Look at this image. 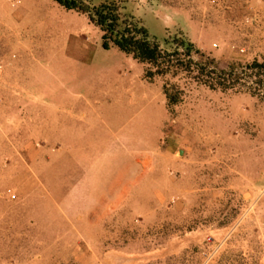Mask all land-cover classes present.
I'll return each instance as SVG.
<instances>
[{
  "label": "rangeland",
  "instance_id": "obj_1",
  "mask_svg": "<svg viewBox=\"0 0 264 264\" xmlns=\"http://www.w3.org/2000/svg\"><path fill=\"white\" fill-rule=\"evenodd\" d=\"M238 2L213 17L203 0H124L123 11L156 39L180 32L224 68L264 61L251 0ZM19 7L21 37L0 31V264H264V104L180 74L147 79L146 99L127 110L111 101L126 54L102 48L82 13L52 0ZM165 83L178 103L166 104ZM62 100L88 101L100 117L68 119L63 137L59 118L41 109ZM182 129L220 156L206 183H182L155 157L126 187L82 176L80 166L106 151L95 145L99 130L110 132L105 148L117 158L121 147L176 149ZM191 164L181 161L180 174Z\"/></svg>",
  "mask_w": 264,
  "mask_h": 264
},
{
  "label": "crops",
  "instance_id": "obj_2",
  "mask_svg": "<svg viewBox=\"0 0 264 264\" xmlns=\"http://www.w3.org/2000/svg\"><path fill=\"white\" fill-rule=\"evenodd\" d=\"M203 1L206 5L205 8L211 9V17H213V15L219 16L221 7H226V4L231 3V1L235 2L232 5L235 10H237V8L241 6V3L243 2L241 1L240 3L238 0H228V2L227 0ZM19 4L20 0H17L16 3H8L5 0L1 2L0 31L2 38L9 39L12 36L21 37L22 31L20 30L19 25L21 23L22 10L20 9ZM251 17L256 24L259 41L261 40L264 42V0H251ZM10 28L12 29L11 31ZM31 37L34 39H39L34 34L31 35ZM76 54H78V56L80 55L79 53ZM126 56L125 64H122V66H124V71L114 83V97L111 101L113 104H122L123 102L125 109L129 110L130 105H132L134 102L146 99L148 81L142 77V64L131 58L129 55L126 54ZM122 62L124 61L122 60ZM108 102L110 101L108 100ZM87 104L88 101L74 104L69 103L66 100H62L59 106L45 104L46 106H41V109H43L45 113L50 114L51 117L53 116L55 118H59L62 126V136L67 138L69 134L68 124H70L68 119H80L83 118L85 114L96 118L100 117L98 112L99 110L97 108H85L87 107ZM113 111L114 108L109 112L113 113ZM50 116H48V118H50ZM129 118H131L130 115ZM119 127L116 128L118 130L117 134L120 135L121 140H125L124 136L127 133L124 131V129ZM97 134L99 137L96 136V140L94 141L96 143L95 145L100 146V143H102L103 148H100L99 151L103 152L106 150L105 153L95 157L96 160H93V162H86L80 166L84 169L82 176L84 178H97V180L93 179L91 181L95 183H106L108 185L123 184L125 187L127 184L133 185L138 183L141 177H146L148 175L149 170H151V167H149V159H153L155 157V159H158L156 166L159 165V168H172V170H175V175H177L176 179H182V183L201 184L206 183V181L209 180V171L212 168V162L214 160L218 161L220 158L219 155L213 156L211 153L212 149L215 147L209 144H204L207 143L206 141L201 143L197 135H190L187 129L180 130L182 137H179V139L175 138L179 141H176L179 144V147L176 149H172L168 146H162L160 149H157L152 153L149 150L147 144L128 149L121 147L116 151L118 152L117 158L114 156V152H111L109 148H105L108 143L107 139L110 136V132H107V130H99ZM175 139L173 138V141ZM186 139L187 142L185 144H189L188 146L183 145V142ZM179 152L183 153L182 157L175 156ZM215 152H217L216 149ZM101 157H103V159H100ZM184 160L192 164L189 165L190 167L187 173L185 172L184 174H180V162ZM80 182H86V180ZM125 187H123L124 192H126ZM113 198L120 197L114 196Z\"/></svg>",
  "mask_w": 264,
  "mask_h": 264
},
{
  "label": "trees",
  "instance_id": "obj_3",
  "mask_svg": "<svg viewBox=\"0 0 264 264\" xmlns=\"http://www.w3.org/2000/svg\"><path fill=\"white\" fill-rule=\"evenodd\" d=\"M52 1L65 10L84 14L100 31L102 48L114 46L145 64L146 79L187 74L208 89L246 93L264 104V61L230 62L219 68L212 57L201 53L178 31L160 39L150 35L139 18L123 11L124 0ZM162 91L167 105L180 101L179 93L169 91L166 83Z\"/></svg>",
  "mask_w": 264,
  "mask_h": 264
}]
</instances>
